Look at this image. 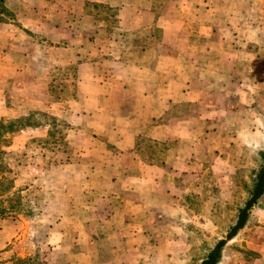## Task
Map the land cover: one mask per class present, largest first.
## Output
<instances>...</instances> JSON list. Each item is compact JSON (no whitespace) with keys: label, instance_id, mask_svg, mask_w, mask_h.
<instances>
[{"label":"rangeland","instance_id":"374dc122","mask_svg":"<svg viewBox=\"0 0 264 264\" xmlns=\"http://www.w3.org/2000/svg\"><path fill=\"white\" fill-rule=\"evenodd\" d=\"M18 2L27 29L0 3V264H199L236 223L264 150V0ZM170 78L210 82L222 131L194 136L177 175L147 177L138 162L163 167L179 142L146 131L196 109L139 107L152 90L169 108ZM123 128L142 130L126 152ZM219 264H264V194Z\"/></svg>","mask_w":264,"mask_h":264},{"label":"crops","instance_id":"0c3cea01","mask_svg":"<svg viewBox=\"0 0 264 264\" xmlns=\"http://www.w3.org/2000/svg\"><path fill=\"white\" fill-rule=\"evenodd\" d=\"M25 1V0H24ZM97 1V0H95ZM1 5H4L7 7L9 11H15V8L17 7V10L19 14L17 15V21L23 23L22 27L25 29L28 28L27 24L28 21L23 17V12L20 11V7H24V5L21 2H18L19 7L16 5L11 4V0H0ZM15 3V2H14ZM5 9V8H4ZM30 11V10H29ZM28 11V12H29ZM15 13V12H14ZM17 13H15L16 15ZM47 20H44L42 17L39 18L38 23L41 24V34L47 33L46 31H49V23L46 22ZM155 21V20H154ZM3 23L0 22V30L1 26ZM183 25V22L182 24ZM22 32V31H21ZM60 33V32H59ZM61 36L64 35L63 32H61ZM163 33L165 34V37L168 38V32L167 28H164ZM97 34V33H95ZM23 35L19 32L17 34V37L13 36L11 37L12 42V47L13 49H16L17 46L15 45V39H20ZM2 48V46H0ZM0 48V53H2V49ZM20 48H17L19 50ZM78 53V52H77ZM85 65L81 64L80 66ZM87 65V64H86ZM94 63L88 64L90 69L93 67ZM232 65V64H231ZM237 62L233 63L232 69L233 71L236 72L237 70ZM145 71V70H144ZM219 75L221 78H226L227 74L225 71L222 70V68H218ZM150 73V72H149ZM246 77V76H245ZM149 78H139L138 79V84L140 85V82H146V80H149ZM248 83H245V86H248L250 88L253 84L254 77L251 75H248L245 78ZM264 79V77H263ZM241 81V79H239ZM194 83H197V81L194 82L193 80H185L181 84L177 83V81L174 78L169 79V83L167 87L165 88L164 92L165 93H170L171 95L169 96V108L167 107L165 110H162L160 108V104L157 102L158 98L161 96L160 93L150 90V91H144V93L141 94V97H139L140 104L139 107H142V103L145 98L150 99L149 101H152L151 107L150 104L148 107H150V110L147 111V115L150 119H159L160 117L166 115V112L168 109H171L172 105H175V103L178 104H185L195 106L196 109L192 110L191 112L187 113L186 115H183L182 117L177 118V120L173 123H164V124H154L150 129L146 131V134L149 138L155 140V141H167V140H174L179 142V147L171 154L167 155L166 160L163 161L164 165L163 167H157L158 165H155L153 163H146V162H138V166H140V171L142 174L147 175V177H154L156 178L157 174L158 175H164V174H175L177 175L179 168H181L180 171L182 170V167L184 169L187 164H189L190 159L193 158V152L194 150L197 149L198 143H201L205 138V142H207L210 138H213V136L219 135L220 131H222L221 128V122L219 116L222 115L221 113V106H213L211 104V92H210V82H200V84H197V86L194 85ZM153 84V81L151 85ZM176 85H179L178 87ZM201 85V87H199ZM124 87V86H123ZM177 89V90H175ZM247 96L248 92H245ZM242 95V93H241ZM143 97V98H142ZM102 99V98H101ZM100 99V100H101ZM238 99V98H237ZM237 102V103H236ZM233 104V111L235 108L241 107L240 106V100L238 99ZM196 103V104H195ZM252 103V102H251ZM247 105V103H246ZM142 110V108H140ZM133 116H128L126 115L123 119L125 120V123H130L132 125L133 121L132 118ZM189 118H192V120H195V122H192V125H190ZM121 120L120 118H117V121ZM212 120H218L219 122H212ZM184 121V122H180ZM213 123V126L211 124ZM184 124V125H183ZM116 130H119L117 126H115ZM137 128V127H134ZM140 129H135L133 128L126 129L123 128L118 134L120 133V136L118 138V142L114 143V146L121 152H126L130 149L133 148V143L135 139L138 137L139 134H141ZM250 133H253L252 130ZM199 135L201 140L196 141L194 136ZM204 142V141H203ZM202 145V144H201ZM218 147H213V149H217ZM177 171V172H176ZM139 175L137 176V178ZM123 179L119 178L116 179L114 182H121ZM128 181V180H127ZM154 182V181H153Z\"/></svg>","mask_w":264,"mask_h":264},{"label":"trees","instance_id":"16d2710c","mask_svg":"<svg viewBox=\"0 0 264 264\" xmlns=\"http://www.w3.org/2000/svg\"><path fill=\"white\" fill-rule=\"evenodd\" d=\"M28 121L30 119L24 118V119H19L18 121L10 122L7 126L10 127V129L15 128L17 123H22L23 121ZM30 125V122L28 123ZM27 124V126H28ZM0 127H2V122H0ZM259 157V168L255 176V182L254 186L252 189V192L246 201L244 207L239 211L236 223L234 226L229 230L228 234L223 240L218 241L215 246L208 252L206 257L201 260L199 264H219L221 261V256H222V250L224 246L235 238L239 231H241L244 227L245 224L248 220L249 213L250 211L257 205L259 199L262 197L264 194V150L260 151L258 154ZM1 170V167H0ZM5 180L1 179L0 183H4ZM7 209L5 208H0V216H3L5 214Z\"/></svg>","mask_w":264,"mask_h":264}]
</instances>
